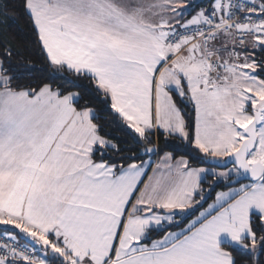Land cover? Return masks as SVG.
I'll return each mask as SVG.
<instances>
[{
	"label": "snow or ice",
	"instance_id": "6c2138e0",
	"mask_svg": "<svg viewBox=\"0 0 264 264\" xmlns=\"http://www.w3.org/2000/svg\"><path fill=\"white\" fill-rule=\"evenodd\" d=\"M18 20L0 264H264V0H0Z\"/></svg>",
	"mask_w": 264,
	"mask_h": 264
},
{
	"label": "trees",
	"instance_id": "16d2710c",
	"mask_svg": "<svg viewBox=\"0 0 264 264\" xmlns=\"http://www.w3.org/2000/svg\"><path fill=\"white\" fill-rule=\"evenodd\" d=\"M16 0H8L9 7H13ZM11 14V13H10ZM17 24L19 28H11L5 31L2 26H0V42H10L13 46L17 48H22L27 40V30L24 28V22L18 20Z\"/></svg>",
	"mask_w": 264,
	"mask_h": 264
}]
</instances>
